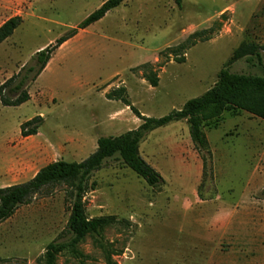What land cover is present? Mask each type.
Masks as SVG:
<instances>
[{
  "label": "rangeland",
  "instance_id": "obj_1",
  "mask_svg": "<svg viewBox=\"0 0 264 264\" xmlns=\"http://www.w3.org/2000/svg\"><path fill=\"white\" fill-rule=\"evenodd\" d=\"M108 0H0V27L23 20L0 42V87L34 56L77 28ZM244 45L263 57L230 64ZM224 68L264 77V0H127L53 56L19 107L0 100V188L31 181L51 163H81L98 140L180 111L218 82ZM152 79H157L154 87ZM130 105V107L128 106ZM41 117L38 135L21 126ZM209 153L186 121L148 134L142 158L163 178L151 188L118 158L90 180V219L115 223L88 236L58 264H264V120L230 108L205 128ZM71 205L50 190L0 224V259L43 264L67 242Z\"/></svg>",
  "mask_w": 264,
  "mask_h": 264
},
{
  "label": "trees",
  "instance_id": "obj_2",
  "mask_svg": "<svg viewBox=\"0 0 264 264\" xmlns=\"http://www.w3.org/2000/svg\"><path fill=\"white\" fill-rule=\"evenodd\" d=\"M127 0H108L90 15L77 28L38 52L32 64L25 66L21 72L0 87V100L5 107H19L30 101L29 86L35 83L47 69L55 53L81 31L103 20L110 12L121 7ZM179 8L184 0H172ZM21 17H15L0 27V42L11 38L22 25ZM255 57L262 63L263 57L256 45H244L233 55L230 64L247 57ZM1 72V69H0ZM154 87L157 79H152ZM130 107V105H128ZM230 108L241 110L264 120V77L236 74L224 68L218 75L216 85L204 95L190 100L182 110L174 111L163 118H147L136 109L133 112L143 121L136 130L119 137H103L98 140V147L88 159L81 163L58 161L41 169L29 182L0 188V224L11 219L23 206L30 205L34 199L43 194H50L51 189L65 187L71 205V215L66 233L69 241L51 243L42 258L43 264H58V258L65 253L78 255V248L92 234H100L115 223L112 217L90 219L87 216L85 195L90 188L91 177L99 172L108 160L118 158L122 163L143 179L151 188L160 187L164 181L141 156L140 145L144 138L155 130L172 123L186 121L190 136L196 149L209 153V141L205 128L218 120ZM43 123L41 117L35 118L21 126L23 138L38 135ZM0 264H6L0 259Z\"/></svg>",
  "mask_w": 264,
  "mask_h": 264
},
{
  "label": "crops",
  "instance_id": "obj_3",
  "mask_svg": "<svg viewBox=\"0 0 264 264\" xmlns=\"http://www.w3.org/2000/svg\"><path fill=\"white\" fill-rule=\"evenodd\" d=\"M2 26H3V25H2ZM49 64H50V63H49ZM48 67H49V65H48ZM48 67H47V68H48Z\"/></svg>",
  "mask_w": 264,
  "mask_h": 264
}]
</instances>
